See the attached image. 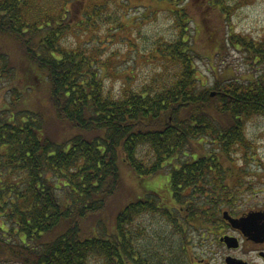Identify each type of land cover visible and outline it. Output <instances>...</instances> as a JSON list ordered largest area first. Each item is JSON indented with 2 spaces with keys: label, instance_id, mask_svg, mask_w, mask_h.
Listing matches in <instances>:
<instances>
[{
  "label": "trees",
  "instance_id": "obj_1",
  "mask_svg": "<svg viewBox=\"0 0 264 264\" xmlns=\"http://www.w3.org/2000/svg\"><path fill=\"white\" fill-rule=\"evenodd\" d=\"M126 1L0 0V91L10 93L0 106L2 262L178 264L174 256L185 253L189 221L186 216L175 220L173 211L210 225L231 198L227 192L235 177L226 180L221 160L246 140L241 118L264 116V73L240 78L227 65L206 86L197 74L199 52L188 36L195 2L134 0L133 6L148 7L145 16L163 7L159 12L170 13L176 32L151 49L159 58V74L113 91L103 47L91 31L112 15L111 3L118 14L132 6ZM217 6L227 10V0L196 3L199 15L209 14V7L220 10ZM197 26H205L202 19ZM218 32L207 33L208 41ZM71 34L76 42L65 43ZM215 41L209 53L224 52L229 41L264 65V37L234 33ZM44 83L58 118L88 132L73 137L69 147L49 136L43 111L24 105ZM208 136L212 149L205 147ZM121 153L137 175L155 176L167 166L171 179L168 194L151 191L129 201L110 227L100 215L120 190ZM146 214L165 221V227H178L180 243L176 240L170 258L163 254L166 249L154 255L135 250L136 221ZM87 224L96 228L89 236L82 231ZM154 224L153 218L152 230Z\"/></svg>",
  "mask_w": 264,
  "mask_h": 264
},
{
  "label": "rangeland",
  "instance_id": "obj_2",
  "mask_svg": "<svg viewBox=\"0 0 264 264\" xmlns=\"http://www.w3.org/2000/svg\"><path fill=\"white\" fill-rule=\"evenodd\" d=\"M124 1L127 3L126 0ZM188 1L190 4L195 2L193 4L195 7V12L193 13L194 21L191 22L188 33L189 38H191L189 41H192L193 46L199 52V56L196 58L197 74L206 86L214 84L215 79L219 76L218 74L222 73L227 65L233 67L235 76L240 78L252 76L254 73L255 75L264 73V65L262 63H255V60L251 59L245 50L237 49L229 41L224 52L216 55L214 52L209 53L210 50L215 49V39H224V36L229 39L230 35L234 33L250 36L256 40L263 38L264 0H227V10L221 11L220 6H217L220 10L211 11L209 7V14L201 13L204 15H199L197 11L196 3L199 0ZM130 4L132 6L126 5V9H118L117 11L119 12L117 14L114 3H111L108 6V10L112 9V15L107 14V17L100 21L101 23L97 27L98 30L92 29L91 31L97 33L95 36L98 40L97 44L103 47L101 54L109 76L107 84L115 92L127 81L131 84L139 85L144 83V81H150L154 73L157 72L159 74L161 68L156 60L159 58L152 55L153 51L151 49L155 47L157 41H160L158 43L161 44L163 39H170V36L176 32L173 17L168 12H159L160 6H155L154 3L155 10L150 11L147 14L148 16H145L148 7H135L133 6L134 0H131ZM224 8L226 7L224 6ZM201 19L205 23L202 29L197 26ZM108 24L110 29H107ZM199 28L201 29L200 31H198ZM217 28L221 32L216 33V38L212 41H208L207 33L215 31ZM72 41L76 42L72 34L65 39L67 44H71ZM7 44L13 45L11 40H8ZM1 86L3 85H0V89H2ZM210 93H212V97H215L214 91ZM9 97L10 93H6L5 88L0 91V106ZM48 97L46 83H44L39 90H35L32 95L25 99L24 105L30 110L39 108L40 112L43 111L46 119L45 128L49 136L58 143L66 142L67 147H69L70 140L73 137L84 135L88 132L75 126L71 121L58 118L51 102L48 101ZM241 125V130H243L246 139L244 144L242 143L239 147L232 149L230 156H227V160L225 158L222 159L221 164L223 169L228 171L225 176L226 180L229 175L235 177V181L232 183L234 186L229 188L227 192L231 196L227 206L230 207L232 205L231 202L235 201L240 209L246 210L250 206H258L264 202V116L254 115L250 118L244 116L241 118ZM209 140L211 138L208 136L207 140L204 141V143H207L205 144L207 149L212 147L211 143L209 144ZM118 165L122 180L120 190L111 201L109 207L100 215L102 223H110V227L113 224L115 227L114 221L117 213L129 201L137 197H143L151 191L160 193L162 197L168 194L167 191L171 179V169L167 166L155 176L137 175L124 160L123 153L119 156ZM230 169H233L231 173ZM173 212H175L174 219L179 222L181 216L182 218L185 216L183 212H178V209ZM152 217L155 220L154 230H152ZM196 217L198 218V216ZM140 219L136 221V229L134 231V234L138 236L134 244L135 250L138 248L145 255H154V253L166 249L163 254L170 258V251L174 250V246L179 240V234L175 233V229L178 227L175 228L171 225L165 227V221L162 219L157 220L154 215L146 214L141 216ZM192 220L191 223L186 222L188 227L186 241H188L187 243L184 242L185 257L182 256L184 252L181 253V256H174L176 262L182 261L185 264L187 260V264H189L190 258H187L189 252H191V255L211 254V250L216 251V247H219L215 242L217 237V234H214L216 232L215 227H209L211 224L202 225L201 222L196 221V224H193ZM211 220L217 221V219L213 218ZM90 225L87 224L82 229L87 236L96 230L94 226L90 227ZM107 231L110 233L111 229ZM210 239L213 240L211 241ZM190 247L192 248L190 249ZM0 264L20 263L0 261Z\"/></svg>",
  "mask_w": 264,
  "mask_h": 264
},
{
  "label": "flooded vegetation",
  "instance_id": "obj_3",
  "mask_svg": "<svg viewBox=\"0 0 264 264\" xmlns=\"http://www.w3.org/2000/svg\"><path fill=\"white\" fill-rule=\"evenodd\" d=\"M229 199L230 198H228V200ZM231 203L232 205L230 207L225 204L226 206L218 208L219 215L216 214L215 217L217 221L209 222V224H211L209 227H215L216 229V232L214 233L217 234L215 242L219 247H216V251L211 250V254L191 255V252H189L187 255V258H190L188 262L189 264H264V202L258 206H250L246 210L240 209L235 201H232ZM226 211L233 217L246 218L245 227L247 231L245 232L240 228H235L228 219L225 218L224 213ZM255 212L259 213L257 221L255 216H252V213ZM184 215L186 216V220L191 223V220L193 219L192 217L194 216L187 213H184ZM200 216H203L202 213L198 215V218H202ZM254 222H257V230L249 231L250 224ZM192 223L196 224L193 220ZM227 235L234 239L228 241L222 240V237ZM232 240L237 241L236 246L232 243ZM191 248L192 247H190V249ZM182 256L185 257V253ZM136 260H139L138 254L136 255ZM150 262L152 264H160V262H154L151 260ZM177 263L183 264L182 261H178ZM185 264H187V260Z\"/></svg>",
  "mask_w": 264,
  "mask_h": 264
},
{
  "label": "water",
  "instance_id": "obj_4",
  "mask_svg": "<svg viewBox=\"0 0 264 264\" xmlns=\"http://www.w3.org/2000/svg\"><path fill=\"white\" fill-rule=\"evenodd\" d=\"M258 215L259 213L258 212H255V213H252V216H255L256 218V221L258 219ZM224 216L226 219H228V221L235 227V228H240L242 230H244L245 232L247 231L246 230V218L242 217V218H236V217H233L232 215H230L227 211L224 213ZM251 228V229H250ZM249 231L251 230H254L256 231L257 230V222H254V223H251L250 224V227L248 229ZM231 239H234L233 237H230V236H223L222 237V240H231ZM232 243L235 244V246L237 245V241L235 240H232Z\"/></svg>",
  "mask_w": 264,
  "mask_h": 264
},
{
  "label": "bare ground",
  "instance_id": "obj_5",
  "mask_svg": "<svg viewBox=\"0 0 264 264\" xmlns=\"http://www.w3.org/2000/svg\"><path fill=\"white\" fill-rule=\"evenodd\" d=\"M225 204H226V205H227V204H229V203H228V201H227V202H225Z\"/></svg>",
  "mask_w": 264,
  "mask_h": 264
}]
</instances>
